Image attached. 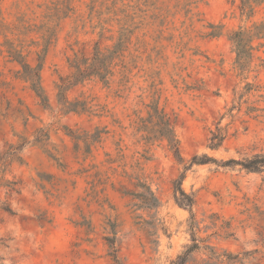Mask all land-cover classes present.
I'll use <instances>...</instances> for the list:
<instances>
[{
	"label": "rangeland",
	"instance_id": "1",
	"mask_svg": "<svg viewBox=\"0 0 264 264\" xmlns=\"http://www.w3.org/2000/svg\"><path fill=\"white\" fill-rule=\"evenodd\" d=\"M240 0H0V153L22 138V163L0 167V264H114L104 238L113 234L119 264H170L190 243L189 213L173 197V181L196 154L216 160L264 153V110L224 118L228 136L218 150L206 147L210 130L242 82L228 34L264 22V0L250 18ZM220 31L218 36L210 35ZM128 38L122 53L128 81L115 67L109 86L93 78L72 86L69 102L89 112L62 114L59 77L70 60L91 57ZM254 41L253 45H258ZM19 52L40 65L44 108L19 77ZM247 81L264 97V39L254 52ZM242 85V83H241ZM158 101L179 140V163L165 142L146 145L136 134L138 117ZM259 107L264 109V98ZM48 139L32 143L37 130ZM72 132L80 139H72ZM99 135V137H97ZM135 174L160 202L157 218L168 228L148 236L139 224L153 211L136 209L126 192H138ZM132 176V177H131ZM17 182L18 193L3 184ZM181 188L194 197L196 236L220 257L193 253L187 264H264V171L214 164L193 166Z\"/></svg>",
	"mask_w": 264,
	"mask_h": 264
},
{
	"label": "trees",
	"instance_id": "2",
	"mask_svg": "<svg viewBox=\"0 0 264 264\" xmlns=\"http://www.w3.org/2000/svg\"><path fill=\"white\" fill-rule=\"evenodd\" d=\"M262 4V0H240L239 10L241 16L250 18L254 14V8ZM221 32H212L210 35L218 36ZM262 39H264V22L253 24L250 28L245 29L238 27L236 30H232L228 34V40L231 42L234 53L235 61L234 68L241 77V83L236 85L232 91V100L229 106L224 107V112L219 116L215 122V126L210 130V136L206 147L210 150H218L226 140L228 136V125L221 126V121L224 118L230 119L233 122L237 115L244 111V115L257 118L264 109L259 107L260 101H262V94H260L261 88L255 82L247 81V75L250 72L258 71L262 69V60L260 64L253 65L254 52L262 47ZM128 41V38H119L118 42L111 48L103 51L100 49L98 43H95L93 47V53L91 57L78 56L74 57L69 62V66L72 72L66 77H59L57 83V97L58 103L62 107V114L77 113L82 114L89 112V108L84 101L69 102L66 97V92L77 84H82L90 79H97L105 86H109L111 77L115 74V67L120 66L123 68L119 73L122 75V79L125 82L128 81V77L125 74L126 66L123 65L122 53L125 50L124 43ZM258 41V45L254 46L253 42ZM10 57L13 61L17 62L21 66L19 71V77L29 84V88L33 91L34 95L39 99V103L44 108H49V101L45 95L40 84V65L36 68H32L24 59V57L17 51L10 52ZM147 117H138L136 134L141 133L140 139L144 141L146 145H152L154 142H165L168 151L173 155L176 161L182 163L183 160L179 152V140L175 134L172 121L168 117L163 109L159 108L158 101H153L148 105ZM72 139L78 141L80 138L75 136L72 132L69 134ZM32 143H40L43 140L48 139V130H37L33 136ZM99 137V135H97ZM30 142L27 139L22 138L16 144H9L7 148L0 153V167L3 170L10 166L13 162L19 164L22 163L21 152L23 148ZM214 164L218 168L233 169L239 167L240 170L246 172H263L264 171V153H254L251 155H245L239 159L230 158L227 160H216L208 157L206 154L194 155L186 162L179 176L173 181V197L175 203L185 208L189 213V231H190V243L184 247V251L176 256L170 264H187L188 258L193 253L205 252L209 260L219 259V255L214 250L205 244V240L198 239L196 236V221L192 212L194 205V197L192 194H187L181 188L182 182L186 176V172L193 166ZM132 177V176H131ZM136 182L135 187L139 189L138 192H126L130 194L137 202L133 204L136 209H146L153 211L150 214V219H142L140 216L139 224L145 229L148 236H156L158 242L159 231L163 235H168V228L164 221L157 218L158 208L160 202L151 190L150 186L146 184L142 178L135 174L133 177ZM17 182L7 181L3 184L6 192L18 193ZM0 210L8 215H14L13 210L6 204L0 205ZM105 244L108 248L107 255L112 259L114 264H119L117 258V244L116 238L113 234L111 237L104 238Z\"/></svg>",
	"mask_w": 264,
	"mask_h": 264
}]
</instances>
